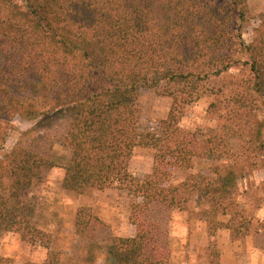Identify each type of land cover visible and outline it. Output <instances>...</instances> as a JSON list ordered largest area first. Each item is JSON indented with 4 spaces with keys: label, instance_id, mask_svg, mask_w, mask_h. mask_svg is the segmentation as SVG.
Masks as SVG:
<instances>
[{
    "label": "trees",
    "instance_id": "1",
    "mask_svg": "<svg viewBox=\"0 0 264 264\" xmlns=\"http://www.w3.org/2000/svg\"><path fill=\"white\" fill-rule=\"evenodd\" d=\"M247 2L0 0V128L7 131L18 115L69 114L67 191H127L143 200L133 205L143 216L154 203L177 206L179 193L194 188L170 184L174 170L192 168L196 156L180 126L187 109L210 95L215 98L210 111L223 123H249L255 114L264 115V22L247 44ZM240 69L248 76L231 86L219 84ZM143 90L172 100L160 135L142 130ZM257 122L263 131L264 122ZM138 148L155 152L153 173L144 179L130 171ZM1 150L0 240L12 233L49 247L48 236L33 224L28 197L55 164L22 146ZM230 185L228 177L223 188ZM85 217L81 209L79 227ZM143 218L136 220V237L115 239L114 264H171L151 247L155 230ZM0 264H9L1 254ZM35 264L62 263L50 252ZM211 264H219L217 256Z\"/></svg>",
    "mask_w": 264,
    "mask_h": 264
},
{
    "label": "rangeland",
    "instance_id": "2",
    "mask_svg": "<svg viewBox=\"0 0 264 264\" xmlns=\"http://www.w3.org/2000/svg\"><path fill=\"white\" fill-rule=\"evenodd\" d=\"M246 12L244 40L251 44L264 22V0H248ZM245 70H233L219 84L240 82L248 76ZM214 100L205 96L187 109L180 122L193 140L196 156L192 168L174 170L170 184L190 183L194 188L179 193L177 206L154 203L144 216L133 206L143 200L127 191L114 188L77 195L63 187L65 168L72 159L66 143L69 114L47 119L18 115L7 131L0 121L1 153L22 146L55 164L43 172L41 183L28 197L34 206L33 224L48 236L49 247L43 241L31 244L4 233L0 254L9 264L43 263L50 252L62 264H114L115 239L136 237V220L145 217L155 230L151 247L156 246L171 264H211L215 256L219 264H264V152L260 150L264 130L258 131L257 122H264V115L255 114L249 123H223L219 114L210 111ZM140 102L142 130L160 135L172 100L143 90ZM154 155L150 148L135 150L130 164L135 178L153 173ZM228 177L231 185L223 188ZM81 209H86V217L79 227Z\"/></svg>",
    "mask_w": 264,
    "mask_h": 264
}]
</instances>
